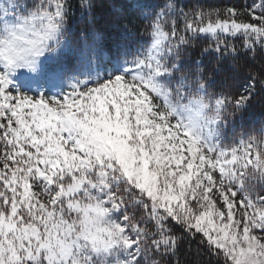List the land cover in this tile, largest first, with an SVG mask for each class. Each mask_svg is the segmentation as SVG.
<instances>
[{"label":"snow or ice","instance_id":"1","mask_svg":"<svg viewBox=\"0 0 264 264\" xmlns=\"http://www.w3.org/2000/svg\"><path fill=\"white\" fill-rule=\"evenodd\" d=\"M130 5L135 47L95 29L96 0H35L25 17L56 47L77 13L93 29L62 99L11 92L17 68L0 59V264H185L182 241L215 264H264V125L218 143L264 90V0Z\"/></svg>","mask_w":264,"mask_h":264},{"label":"trees","instance_id":"2","mask_svg":"<svg viewBox=\"0 0 264 264\" xmlns=\"http://www.w3.org/2000/svg\"><path fill=\"white\" fill-rule=\"evenodd\" d=\"M27 4L28 9H32L35 0H20ZM100 5L97 9L96 30H103L110 36L123 37L124 41L135 47L141 40L140 19L136 12L131 9L130 0H96ZM196 2V0H189ZM199 3L212 6H223L225 4L243 3L245 0H198ZM119 17L118 27L113 28L112 24ZM87 19H81L77 13L69 21L64 41L60 44L58 57L55 62L48 66H56V70L63 68L64 76L70 78L74 84L82 78V68L80 66L79 48L86 34L92 32ZM109 41V45H110ZM196 52L193 51L192 59H195ZM257 67L259 62L257 61ZM45 71H50L47 67ZM232 90L235 93H243L248 87L247 77L242 74L234 77ZM223 84V76H218L212 85L215 90ZM71 89V87H69ZM264 125V90L257 92L253 96L252 102L240 115L229 121L226 126V133H230L233 140L241 134L247 136L250 132L258 130ZM199 249V251H198ZM181 259L185 264H215L214 258H210L202 248L195 242L182 241Z\"/></svg>","mask_w":264,"mask_h":264},{"label":"rangeland","instance_id":"3","mask_svg":"<svg viewBox=\"0 0 264 264\" xmlns=\"http://www.w3.org/2000/svg\"><path fill=\"white\" fill-rule=\"evenodd\" d=\"M30 10L27 4L20 0H0V31L10 23L17 22L21 17L27 16ZM59 48L60 46L54 53H46L40 58L34 70L16 69L14 72L8 73L11 92L34 99H62L71 90L69 87H72L74 83L70 78L64 76L63 68L56 70V66H48L56 61L61 52ZM46 67L50 71L44 72ZM226 126L227 124L218 126L221 129L218 143L222 146L230 145L234 141L231 134L225 132Z\"/></svg>","mask_w":264,"mask_h":264},{"label":"clouds","instance_id":"4","mask_svg":"<svg viewBox=\"0 0 264 264\" xmlns=\"http://www.w3.org/2000/svg\"><path fill=\"white\" fill-rule=\"evenodd\" d=\"M60 39L59 33L51 31L47 22L23 17L0 31V59L11 61L17 69L34 70L40 58L56 51ZM190 127L194 131L199 130L195 118ZM85 223L100 226L103 221L102 218L94 220L85 213Z\"/></svg>","mask_w":264,"mask_h":264}]
</instances>
